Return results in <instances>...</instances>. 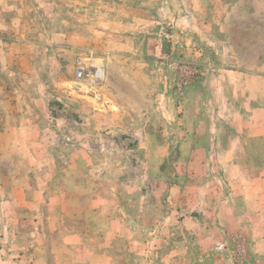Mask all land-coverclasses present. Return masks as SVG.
<instances>
[{
	"label": "rangeland",
	"instance_id": "374dc122",
	"mask_svg": "<svg viewBox=\"0 0 264 264\" xmlns=\"http://www.w3.org/2000/svg\"><path fill=\"white\" fill-rule=\"evenodd\" d=\"M0 264H264V0H0Z\"/></svg>",
	"mask_w": 264,
	"mask_h": 264
},
{
	"label": "built area",
	"instance_id": "2783aa9c",
	"mask_svg": "<svg viewBox=\"0 0 264 264\" xmlns=\"http://www.w3.org/2000/svg\"><path fill=\"white\" fill-rule=\"evenodd\" d=\"M77 64V75L74 80L77 86L81 85L83 82H100L105 76L104 67L97 58H93L91 55L79 57L77 59ZM99 69L102 71L100 72Z\"/></svg>",
	"mask_w": 264,
	"mask_h": 264
},
{
	"label": "crops",
	"instance_id": "0c3cea01",
	"mask_svg": "<svg viewBox=\"0 0 264 264\" xmlns=\"http://www.w3.org/2000/svg\"><path fill=\"white\" fill-rule=\"evenodd\" d=\"M85 56H87V54H85ZM85 56H83V57H85ZM74 80H75V78H73V80H71V83L73 82V84H75V83H74ZM85 84H86V83L83 82V83H81V86H85ZM75 85H76V84H75Z\"/></svg>",
	"mask_w": 264,
	"mask_h": 264
},
{
	"label": "bare ground",
	"instance_id": "6f19581e",
	"mask_svg": "<svg viewBox=\"0 0 264 264\" xmlns=\"http://www.w3.org/2000/svg\"><path fill=\"white\" fill-rule=\"evenodd\" d=\"M99 66H101V65H99ZM99 71L101 72L102 70L99 69Z\"/></svg>",
	"mask_w": 264,
	"mask_h": 264
}]
</instances>
